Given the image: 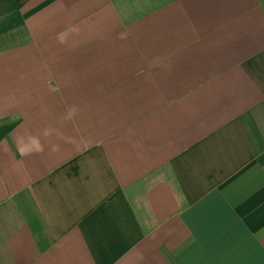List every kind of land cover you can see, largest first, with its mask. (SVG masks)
I'll return each mask as SVG.
<instances>
[{"label":"crops","instance_id":"crops-1","mask_svg":"<svg viewBox=\"0 0 264 264\" xmlns=\"http://www.w3.org/2000/svg\"><path fill=\"white\" fill-rule=\"evenodd\" d=\"M0 264H264V0H0Z\"/></svg>","mask_w":264,"mask_h":264},{"label":"clouds","instance_id":"clouds-1","mask_svg":"<svg viewBox=\"0 0 264 264\" xmlns=\"http://www.w3.org/2000/svg\"><path fill=\"white\" fill-rule=\"evenodd\" d=\"M44 134H45V135L48 134L47 130L45 131ZM28 140H29L30 142H33V143L35 144V147H34L33 151H35V152H40V151L43 150L42 145L39 143L38 138L33 137V136H29V137H28ZM22 154H30V153H22Z\"/></svg>","mask_w":264,"mask_h":264}]
</instances>
